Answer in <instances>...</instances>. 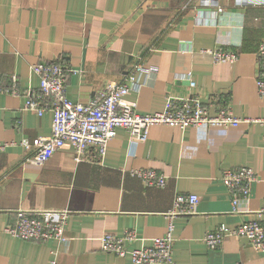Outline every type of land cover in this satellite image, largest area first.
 <instances>
[{
  "label": "crops",
  "instance_id": "obj_1",
  "mask_svg": "<svg viewBox=\"0 0 264 264\" xmlns=\"http://www.w3.org/2000/svg\"><path fill=\"white\" fill-rule=\"evenodd\" d=\"M220 7L221 10L217 8ZM264 36V6L234 0H0V264H133L100 248L106 231L134 230L126 248L147 245L167 230L177 194L198 196L194 212L172 218L170 264H264V254L243 237L225 236L217 246L203 241L219 225L233 227L255 217L264 196L263 126L149 127L142 141L116 128L105 155L75 161L65 142L42 164L18 145L50 132L52 114L24 109L26 94L38 92L37 62L69 69V100L85 102L105 83L119 82L133 62L156 65L136 100L138 113L163 110L166 96H196L211 113L227 105L240 117H263L255 86L256 52ZM228 50L233 62H214L210 52ZM17 77V94L9 91ZM190 81L194 85H190ZM92 153V152H91ZM250 166L256 174L249 196L232 209L221 183L224 170ZM130 168L166 175L163 187L146 186ZM68 209L67 240H24L3 232L15 211Z\"/></svg>",
  "mask_w": 264,
  "mask_h": 264
},
{
  "label": "built area",
  "instance_id": "obj_2",
  "mask_svg": "<svg viewBox=\"0 0 264 264\" xmlns=\"http://www.w3.org/2000/svg\"><path fill=\"white\" fill-rule=\"evenodd\" d=\"M203 5L211 6L215 0H200ZM236 4L264 6V0H234ZM221 10L220 7L217 8ZM210 52L214 62H233L237 54L228 50H204ZM255 86L260 100L264 104V36L256 52ZM31 71L38 77V92L27 93L23 108L41 115L51 111L50 132L32 139L23 138L18 142L31 154L25 161L42 164L62 147L65 142L73 146L75 161L90 160L92 156L101 158L105 155L108 142L114 137L116 128H124L130 139L144 140L148 129L155 124H165L185 128L187 126H237L242 122L258 123L263 126L264 116L249 118L232 113L224 105L211 113L208 106L198 97L190 96L175 99L166 96L163 110L138 113L136 100L127 99L131 93L138 94L148 79L155 76L156 65H145L133 62L119 82L105 83L91 98L85 102H74L68 99L65 91L69 69L60 62H37L31 64ZM193 86L194 82L190 81ZM17 77H11L9 91L17 94ZM10 143L0 141V152ZM92 152V153H91ZM129 174L142 180L146 186L163 187L166 175L153 168H130ZM256 174L250 166H238L222 172L220 181L232 194V209L236 208L241 198L249 196L251 185ZM198 196L194 193L177 194L172 208L167 214V230L162 236L151 238L147 245L126 248L125 240L136 238L134 230H125L122 234L106 231L99 237L100 248L117 256H128L133 264H170L172 262V218L178 214L194 212ZM255 217L245 219L233 227L221 224L216 230L207 231L203 241L208 246L219 245L225 236L245 238L251 246L264 254V196L262 204L254 210ZM69 215L68 209H24L15 211L14 221L3 228V232L24 240L43 242L54 239L58 242L67 240L65 225ZM49 264H57V251L51 250Z\"/></svg>",
  "mask_w": 264,
  "mask_h": 264
}]
</instances>
